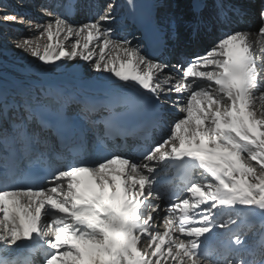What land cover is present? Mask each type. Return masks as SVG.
I'll return each instance as SVG.
<instances>
[{
	"label": "snow or ice",
	"instance_id": "1",
	"mask_svg": "<svg viewBox=\"0 0 264 264\" xmlns=\"http://www.w3.org/2000/svg\"><path fill=\"white\" fill-rule=\"evenodd\" d=\"M202 6L191 0L194 14ZM112 7L79 27L59 15L31 25L38 37L17 41L16 47L49 65L61 58L91 61L96 71L114 74L129 89L147 90L145 95L162 103L159 80L168 66L149 60L130 41L113 38V29L104 26L114 19ZM259 15L255 35L225 27L204 56L187 62L183 78L192 79L167 89L187 92L184 115L138 162L116 153H73L51 172L53 186L22 187L13 177L39 141L26 127L14 126L11 139L19 138L24 152L0 157V264H34L36 252L43 254V264H264V111L255 108L264 101V59L256 57V36L264 40V9ZM218 16L227 23L226 14ZM3 20L25 23L18 15ZM201 23L198 15L190 22L193 36ZM61 34L63 41L54 39ZM45 36L48 42L41 45ZM93 41L98 51L90 48ZM109 48L114 55L106 59ZM172 79L165 76L163 83ZM37 119L48 127L39 114ZM105 124L112 127L113 121ZM157 165L161 172L183 174L182 188L168 197L175 202L162 217L163 231L156 226ZM257 225L260 239L253 245L248 237ZM20 250L23 258H12Z\"/></svg>",
	"mask_w": 264,
	"mask_h": 264
},
{
	"label": "bare ground",
	"instance_id": "2",
	"mask_svg": "<svg viewBox=\"0 0 264 264\" xmlns=\"http://www.w3.org/2000/svg\"><path fill=\"white\" fill-rule=\"evenodd\" d=\"M112 1L114 3L115 7L114 8L112 7L110 15L114 19L112 20L111 23H105L104 26L105 27H111L113 29V38L114 39L121 40V41H123V40L130 41L129 46L139 47V49L141 50V54L146 55L148 58V53L150 50L148 49V46H146V43H144L141 39V32L139 30V27L137 25H132V23H127L128 22L127 17H129L132 14V12L136 9V7L138 6V0H132L131 4H129L128 0H112ZM140 1H141L142 8H144L146 11H147V8L151 9L153 5L154 6L155 5H158V6L164 5L165 9L167 8L166 13L164 15H162V14L157 15L156 20L158 21V23L160 25V29L162 30V32H165L168 37H170L173 41H176L177 46L183 45L184 47L191 48V49H189V51L191 52V54L194 53L193 57L204 56L206 54V52L208 51V48L206 50H204L200 47L198 48V46L193 47L192 43H191L193 40H192L190 33H189L190 32L189 24H190V22H192L194 20V15H193L192 10H191L190 0H186L187 4L183 5L182 7L175 6V5L173 6V5L169 4L170 3L169 0H140ZM223 1L224 0L215 1L214 4H211L209 1L208 16H207L208 19L215 18V15L217 13H219V11L221 10V7H217V6L219 5V3H223ZM226 1L232 2V4L230 6L224 7V9L228 10L232 16L234 15V16L239 17L238 15H243L239 9H241V10L244 9L246 12V11H250V10L252 11L253 8H256V3L254 2L256 0H254V1L253 0H226ZM100 2L104 3L105 0H97L95 6L93 7V9L96 8V16L92 21H94L96 18H98V16L103 14L105 11H108V8H104L103 6H100ZM233 3L235 5H240V8L237 9L236 12L231 11ZM78 4H79V2H78ZM166 5H167V7H166ZM62 14H53L52 16H49L47 14L48 15L47 17H42V18L37 17V19H34L36 21L32 25L46 24L50 20L54 19L55 16H57V15L65 18L66 16L62 15ZM182 14H184V16ZM254 14L255 13L252 14V18H250V17H248V18L255 19V18H253ZM22 16L26 17L25 20H27V18H30V15L27 13H24V15H22ZM76 19H79V21L78 22H73L71 20L69 21L70 23H72L76 27H79L80 25H82L84 23L92 22L91 20H89L87 18L85 19L82 16V14H80L78 17H76ZM234 20H235V18H234ZM30 23H32L31 20H29V22L24 23L25 28L26 27L30 28V26H27ZM249 24H250L249 21H246V23L244 25H242V30L250 31L251 33H253L255 35L258 31L253 32L254 30H252V31L249 30V27H248ZM185 31L188 32V36L186 34V37L185 36L183 37V33ZM208 34L213 35L214 34L213 29L211 31H209ZM36 35L38 37V32L36 33ZM30 36H32V35H30ZM30 36H28V37H30ZM37 37H35V39ZM54 39L63 41L64 36H63V34H61L60 37L54 38ZM75 39H76V37H72L70 40L64 41L65 47H69L70 44ZM217 39H218V37H217ZM216 40H214V41L212 40V43L210 45H213ZM256 40L258 41V43L256 44V57L258 60L264 59V40H262V38H260L259 36H256ZM47 42L48 41H47L46 36L40 38L41 45H43ZM95 45H96V41H93L92 45H90V48L98 51V49L95 48ZM4 54L0 55L1 56L0 57V96L4 95L2 90L6 89L7 91H9L8 92L9 97L6 101L4 99V103H6V105L8 104V106H10V105H12V101L15 100L16 104L22 103V109L23 110L27 107V103H28V102L24 101L23 98H25V97L31 98V97H30V95L25 96L24 94L21 93V91L30 92L29 89H35L37 91V93H39L38 95H36L38 97L43 96L42 98H44V97L48 96L47 94H54L58 99L62 100L63 96L61 94H57L59 91V88H61L63 91L71 92L70 96L65 97V100L67 102H63L62 104H65V103L72 104L70 106V112H74L75 106H74V102L72 101V96L79 94L82 91V88H81L82 85L87 84L90 87H95V86L103 87V83L113 84V82H114L116 85H119V82H123V81H119V78L115 77L114 74H111L108 72L96 71L91 66V61L86 62L83 59H81L80 57H77L74 60H69L67 58H61L60 60L55 61L54 64L49 65V64H44L43 62L39 61L38 58H35L32 56L27 57L26 55L23 56L21 54H16L14 57L12 54H10L8 52H5ZM112 55H114V52L111 48L106 50V52H105L106 59L111 57ZM94 59H95V57H94ZM148 59L151 60L150 58H148ZM186 60H188V59H186ZM84 62H85V64H83ZM161 64H166V62L161 63ZM181 64L184 65L186 63L181 62ZM182 65H180V66H182ZM180 66H179V68H180ZM143 67L144 66L142 65L141 68L143 69ZM83 70H84V73H82ZM165 76L170 77V78H174V79H172L170 81V84H164L163 79L165 78ZM189 79H192V78H183V73H180L179 70L173 71L171 69V67H169V66L165 69V72L160 75V80H159L160 86L165 89V93L168 96L167 99L170 102L171 107L179 105L180 101L177 100L178 98L176 99V94H179V93H177L175 90L168 92L167 89L169 87L173 86L177 81L187 82V80H189ZM49 81H54L55 83H57L58 87H56V89H47V88H40L38 86V84H40V83H47ZM8 82L9 83H11V82L12 83L13 82L19 83L20 84L19 89L21 91L11 87ZM50 92H52V93H50ZM255 94L257 96H259V92L255 93ZM9 101H10V103H9ZM83 103H85V102H83ZM181 107H183V105H181ZM255 108H256V111L258 113L261 111H264V101H257ZM25 111H27V110L25 109ZM103 113H104V109H102L101 113L99 114V117H102ZM84 116H86V115H84ZM25 122L26 121L24 120L23 123H25ZM171 123L172 122L169 121V124H168L169 128L171 127ZM11 129L10 130L12 132L13 126L11 127ZM125 157L130 158L132 160H133V158H136L133 155H131L130 153H126ZM151 163L155 164L156 162L153 161ZM160 167H161L160 165H157V169H159ZM51 184L46 185L45 187L53 186ZM173 190H176L175 186H172L168 195L161 194V199L158 202L160 204L164 202L165 204L169 205L170 203L165 202V201H170L168 199V197L171 195ZM157 224H158V222H157ZM156 226H157V228L158 227L160 228L161 225L158 224ZM163 229H164V227H163ZM177 236H179L178 233H177ZM179 238L184 239L183 236H181V237L179 236ZM259 239L258 238L256 239L254 245L259 241ZM11 255H12V258H14V259L15 258H21V257L23 258V256H22L23 250H20L18 252H13ZM256 259H259V257L257 256Z\"/></svg>",
	"mask_w": 264,
	"mask_h": 264
},
{
	"label": "rangeland",
	"instance_id": "3",
	"mask_svg": "<svg viewBox=\"0 0 264 264\" xmlns=\"http://www.w3.org/2000/svg\"><path fill=\"white\" fill-rule=\"evenodd\" d=\"M35 1H37V0H35ZM110 1H112V0H105V2L103 3V5H100V6H103L104 8H108V6H106L105 3L106 2H110ZM169 1H170L169 4H171L173 6L175 5V6L182 7L183 5L187 4L186 0H169ZM254 2L256 3V8H253L252 11H255V14L253 15V18H255V19H250V20L248 19V21L250 23L248 27H249V30H251V31L254 30L253 32H256L261 27V23H262L261 22V19H260V15H259L260 11L262 10V7L258 3L257 0L254 1ZM20 3L24 5L23 0H0V55L4 54L5 52H8V53L12 54L14 57H15L16 54H21L23 56L26 55L27 57H31L30 53L25 52L22 49L17 48L16 47V42L17 41H20L22 39H29L30 38V40H31L32 38L35 39V37H37V35H36L37 32L34 29L30 31L29 30L30 29L29 27L28 28L26 27L27 28L26 29L24 24L14 23V22H11V21H7V22L4 21L3 20V17L5 15H18V16L23 17V19L25 20L26 17L25 16H22V15H24V13H27V14L30 15V18H27V20H25V23L26 22H29V20H31L32 21V23H30L31 25L36 21L34 19H37V17H40V18L47 17L48 16L47 15L48 12H51L52 14H62L63 13L62 15H65L66 16L65 18H67L69 21L70 20L73 21V22H78L79 21V19H76V18L71 19V17L68 16V12H66L65 10L62 11V12H60L62 10V6H59L58 8H54V9L49 10L50 8L47 5L40 4L37 7H27L26 8L27 10H25V11H19L18 7H20L19 6ZM8 4H11V5H8ZM109 4H111V3H108L107 5H109ZM32 5L34 6L35 4H32ZM77 5H78V3H77ZM29 6H31V5H29ZM166 7H167V5H166ZM163 8H165V6ZM75 9H76V11H78L77 8H75ZM22 10H24V9L22 8ZM239 10H240V12L242 14L245 12L244 9L243 10L239 9ZM41 13L44 16L41 15ZM83 13L85 14L86 12H83ZM159 13H161V10H159ZM182 15H184V14H182ZM238 16L239 17L233 15V17H237V18H240L241 17V15H238ZM30 24H28L27 26H31ZM240 26H241V29L239 28L238 30H242V25H240ZM186 34L188 36V32L187 31H185L183 33V36L186 37ZM30 35H32V36H30ZM28 36H30V37H28ZM216 39H217V37H215L213 39V41L216 40ZM212 46L213 45H209L208 46V50ZM177 47L179 48L180 46H177ZM187 54L188 53H183V57H181V55H180L179 52H178V54H175L174 57H176V60L174 61V64L173 65H175V64L177 65L176 70H179L181 67L182 68L180 70H183V67L186 66V64H187L188 61H190L189 60L190 58H188V60H186V58L190 56V55L188 56ZM191 55L194 56V53L191 54ZM181 62H184L186 64L182 65ZM83 64H85V62ZM180 65H182V66H180ZM179 66H180V68H179ZM169 67H171V69L173 70L172 66H169ZM176 70H174V71H176ZM180 73H183V71H181ZM262 90H264V89H262ZM178 96H179V94H176V99L179 98ZM186 97L185 98H182L181 101H180V103H179V105L174 106V107H177L180 110L181 105H183L184 100L186 99ZM7 99L8 98H6L5 101ZM174 107H171V108H174ZM183 115L184 114L181 112V115L177 116V119L182 118ZM169 121H171V120H169ZM169 121H168V124H169ZM14 122H16L15 119H14ZM172 124L173 123H171V125ZM169 129L170 128L168 127V130ZM253 163H255V162H253ZM164 206H165V208H163L161 210V212H160L161 219H158L157 220L158 224L161 225L160 228L158 227L160 231L164 230L163 229V220H162V217L167 213V209L169 208V205L168 204H164ZM257 228H259V225H257ZM247 231H248V229H246V232ZM248 238H249V241L254 245L256 239L257 238L258 239L260 238V236L258 234V230H257V233L256 234H253V231H251L249 233V237ZM38 262L43 264V260L40 259V258H38Z\"/></svg>",
	"mask_w": 264,
	"mask_h": 264
}]
</instances>
